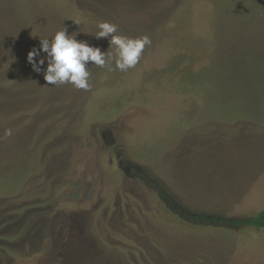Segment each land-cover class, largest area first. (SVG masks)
Wrapping results in <instances>:
<instances>
[{
    "label": "rangeland",
    "instance_id": "rangeland-1",
    "mask_svg": "<svg viewBox=\"0 0 264 264\" xmlns=\"http://www.w3.org/2000/svg\"><path fill=\"white\" fill-rule=\"evenodd\" d=\"M104 21L151 44L89 90L0 66V264H264V0H0L12 47Z\"/></svg>",
    "mask_w": 264,
    "mask_h": 264
},
{
    "label": "clouds",
    "instance_id": "clouds-1",
    "mask_svg": "<svg viewBox=\"0 0 264 264\" xmlns=\"http://www.w3.org/2000/svg\"><path fill=\"white\" fill-rule=\"evenodd\" d=\"M97 28L94 38L108 40L112 52L101 51L99 47L89 45L86 41H79L77 32L68 34L64 27L51 40L39 38L40 47L28 52L27 62L34 72H43L48 85L71 84L76 89L89 90L90 62L101 68L108 67L111 71L114 60L115 69L127 72L137 65L145 47L151 44L148 36L129 38L117 35L118 26L107 21L99 22ZM11 134L10 129L6 130V136Z\"/></svg>",
    "mask_w": 264,
    "mask_h": 264
},
{
    "label": "trees",
    "instance_id": "trees-1",
    "mask_svg": "<svg viewBox=\"0 0 264 264\" xmlns=\"http://www.w3.org/2000/svg\"><path fill=\"white\" fill-rule=\"evenodd\" d=\"M13 38L17 39L18 35L14 36ZM24 43V46H23ZM29 40H18L15 42V45L18 47H12L8 45L6 40L0 36V66L1 65H7L11 64V66H14L19 72H27L29 63L27 62V54L29 51L33 49V47H30ZM37 48L40 46V42L37 44ZM23 46V47H21ZM17 48H20L21 50L17 51ZM43 56L44 54L41 53ZM17 70L11 71L5 79L10 82V80L15 79L16 77H19V72ZM27 80L29 83L32 82V75L30 72H27ZM23 75V74H22ZM21 75V76H22ZM43 87V86H41ZM39 87L38 90L41 88ZM232 225L235 226H251L252 228H255L257 230L264 229V211L259 213L256 217L247 219L245 221L237 220L232 221Z\"/></svg>",
    "mask_w": 264,
    "mask_h": 264
}]
</instances>
